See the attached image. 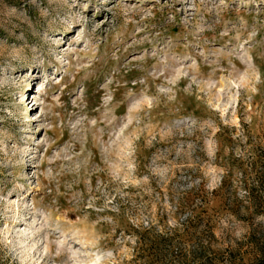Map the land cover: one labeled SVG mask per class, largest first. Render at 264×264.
Returning <instances> with one entry per match:
<instances>
[{"label":"rangeland","instance_id":"obj_1","mask_svg":"<svg viewBox=\"0 0 264 264\" xmlns=\"http://www.w3.org/2000/svg\"><path fill=\"white\" fill-rule=\"evenodd\" d=\"M256 150L264 0H0V264H150L147 228L183 235ZM245 205L152 264H229Z\"/></svg>","mask_w":264,"mask_h":264},{"label":"trees","instance_id":"obj_2","mask_svg":"<svg viewBox=\"0 0 264 264\" xmlns=\"http://www.w3.org/2000/svg\"><path fill=\"white\" fill-rule=\"evenodd\" d=\"M256 151L248 163L251 171L244 167L245 161L242 156L235 157L236 162L240 163L239 169L243 174V180L233 193L228 188V179H224L219 189L212 191L200 189L196 196L199 198L198 204L192 201L188 203L180 202V210L187 213L186 219L181 223V229L184 230L183 235L179 233V235H159L153 227L147 228L150 230H146L148 237L142 235L140 243L144 244V247L146 246L144 250L147 252L146 257L151 261L150 264L158 259L160 255H163V258L169 255L172 259H179L182 241L184 243L192 242L194 246L191 250L193 259L202 261L205 257L203 255V241L206 239L205 236L213 234L210 222L216 213V209L224 205L225 209L228 210L227 206H229L230 211L237 212L244 202L246 203V213H249L253 228L246 242L243 243L247 244L248 247L230 251L224 255L229 264L264 263V224L254 222L256 216L264 217V151ZM199 228H202L201 232ZM151 230H153V233H151Z\"/></svg>","mask_w":264,"mask_h":264}]
</instances>
